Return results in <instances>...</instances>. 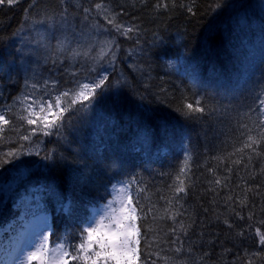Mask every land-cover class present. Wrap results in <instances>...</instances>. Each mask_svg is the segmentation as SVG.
Segmentation results:
<instances>
[{
    "label": "trees",
    "instance_id": "1",
    "mask_svg": "<svg viewBox=\"0 0 264 264\" xmlns=\"http://www.w3.org/2000/svg\"><path fill=\"white\" fill-rule=\"evenodd\" d=\"M256 1L103 0L106 11L95 7L101 0L0 5V109L29 77L58 91L107 77L49 135H30L8 114L0 181L29 165L0 228L12 222L15 232L31 202L50 222V242L78 245L92 208L127 183L138 264H264L255 234H264V141L254 145L259 155L244 149L251 160L234 154L264 127V7ZM106 15L132 31L121 34ZM196 101L202 112L186 108ZM182 168L185 191L177 193Z\"/></svg>",
    "mask_w": 264,
    "mask_h": 264
},
{
    "label": "snow or ice",
    "instance_id": "2",
    "mask_svg": "<svg viewBox=\"0 0 264 264\" xmlns=\"http://www.w3.org/2000/svg\"><path fill=\"white\" fill-rule=\"evenodd\" d=\"M16 2L18 0H0V5H13ZM157 6L167 7L166 4H158ZM95 7L98 11H106L103 0H101V3L96 4ZM188 11L192 12V8L189 7ZM105 19L108 24L112 25L123 35H127L129 31H132L131 28H125L124 25L117 23L115 16L109 18L106 15ZM106 79V76H101L98 82L94 81L83 84L77 82L75 89H67L61 92L50 102L34 100L29 104L27 103V97H18L17 99L20 100L27 115L13 114V119L24 122L27 125H36L38 121H42V127L39 130L49 135L53 128H59L61 126L64 114L72 110L80 98L87 100L90 95L95 93L97 88H100L104 84ZM62 103L64 107H61ZM195 103L197 105L196 107L192 103H188L186 108L190 112H202L204 109L198 106L199 101ZM258 104L260 105V110L264 111V99H259ZM53 106H55L57 111H53ZM36 108H39V112L36 111ZM11 111V107L0 109V133H3L6 128L12 127L10 119L6 118ZM48 115H51L52 119L49 120ZM21 127H23V123ZM36 131L37 128L30 129L31 134H35ZM248 132H251V129H248ZM258 137L248 135L242 146L234 150V154L236 152L244 153V149H251L252 153L259 155L254 145L258 146L264 141V127H261ZM23 139L28 140L30 136L25 135ZM244 154L248 155L249 160H251V153ZM9 155H12V153H9ZM234 163L238 164L240 160ZM184 174L185 169L182 168L181 173L176 177L179 184L175 188V192L177 193L185 191L184 180L182 179ZM221 182L219 178L215 181L216 184H220ZM248 190L250 191L251 189L249 188ZM121 191H126V189H122ZM228 199L231 200L232 197L229 196ZM241 204H244V201H241ZM140 211L143 212L142 207ZM106 218L110 220L108 225L104 224L105 218H102L96 223V227H89L86 230V235L81 237V242L78 245L66 246L64 243H59L53 249L49 250L47 244L48 238L44 237L39 246L33 245L36 247V250L29 252L26 258L27 264H31L34 260L39 261L40 264H70V262H74V264H138L141 234L136 224L138 218L137 208L133 205L132 196L128 195L126 200H121L118 212L117 210H113L112 215ZM251 218L252 216L249 214V219ZM260 223L264 225V221H260ZM172 231L174 232L175 229H172ZM255 234L259 237V243L264 245V234L261 233L260 228L255 229ZM69 247L72 248L71 252L67 250ZM49 251H51V256H49Z\"/></svg>",
    "mask_w": 264,
    "mask_h": 264
},
{
    "label": "rangeland",
    "instance_id": "3",
    "mask_svg": "<svg viewBox=\"0 0 264 264\" xmlns=\"http://www.w3.org/2000/svg\"><path fill=\"white\" fill-rule=\"evenodd\" d=\"M256 1V0H255ZM257 5H261L264 7V0H257ZM102 75L98 76V78H90L87 77V79L79 80L77 82L83 84V83H92V82H98ZM27 82L24 84L21 93L15 96L12 101H4L2 104L1 109H6L11 107V113H14L16 115H27V112L24 111L23 105H21L20 100H18V97H27V103L31 104L34 100H40L41 102H50L53 100L54 97L59 95L63 91L55 90V86L52 82L49 80L45 81L44 83H40L37 78H28L26 79ZM76 82V83H77ZM69 89H75V85ZM79 100H83V98H80ZM78 100V101H79ZM61 107H64V104H61ZM36 111L39 112V108H36ZM53 111H57L55 106H53ZM44 115V114H41ZM35 118V117H33ZM48 119H52L51 115H48ZM23 126L26 123L22 122ZM42 121H38L36 125H27V130L30 135V129L31 128H37L36 133L40 132L41 134H45L43 131H40L39 129L42 127ZM21 125V124H20ZM41 144V142H40ZM36 149L39 150V144H36ZM29 165L28 162H25L23 164H17L15 166L14 170L10 172V178L8 180H1L0 181V216L1 212L6 206V201L8 200L9 195L12 192V189L15 188L17 183L20 180L21 174L25 172V167ZM122 189H126V191H121ZM128 195H132V191L130 186H128L127 183L121 184L116 183L113 185V187L110 190V199L104 202L102 205H99L97 207H93L90 213V216L88 218V222L85 224L84 229L85 231L89 227H96V223L99 222L102 218L104 219V224L108 225L110 223V220L106 217H110L112 215L113 210H119L120 208V201L126 200ZM34 205L33 203H27L25 206L26 209L20 210V213L15 220L16 223L18 222V226L15 227V232L12 233L13 223L8 225L10 227V234L8 236L10 240V249L6 254V248H4V237L0 238V255L8 256V260L6 264H27V256L29 252L35 251L36 247L39 246V244L43 241L44 237L48 238V221L47 216H45L43 213L34 211ZM114 226V225H113ZM48 248L49 250L53 249L57 244L54 242H49L47 240ZM49 256H51V251H49ZM31 264H40L39 261H32Z\"/></svg>",
    "mask_w": 264,
    "mask_h": 264
}]
</instances>
